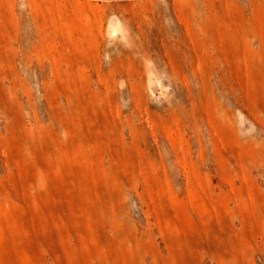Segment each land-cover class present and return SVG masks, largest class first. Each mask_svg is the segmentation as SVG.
<instances>
[{
	"label": "rangeland",
	"instance_id": "rangeland-1",
	"mask_svg": "<svg viewBox=\"0 0 264 264\" xmlns=\"http://www.w3.org/2000/svg\"><path fill=\"white\" fill-rule=\"evenodd\" d=\"M0 264H264V0H0Z\"/></svg>",
	"mask_w": 264,
	"mask_h": 264
}]
</instances>
